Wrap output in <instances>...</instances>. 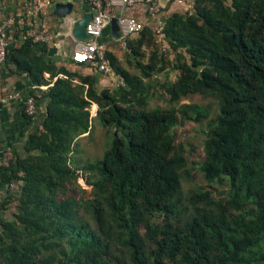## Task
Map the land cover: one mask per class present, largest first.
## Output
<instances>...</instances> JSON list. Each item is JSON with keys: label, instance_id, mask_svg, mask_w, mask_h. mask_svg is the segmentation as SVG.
<instances>
[{"label": "trees", "instance_id": "trees-1", "mask_svg": "<svg viewBox=\"0 0 264 264\" xmlns=\"http://www.w3.org/2000/svg\"><path fill=\"white\" fill-rule=\"evenodd\" d=\"M163 36L171 60L154 31L128 37L137 73L103 49L115 88L99 86L97 68L82 75L30 56L38 73L65 78L38 90L45 111L27 115L36 128L0 167V264H264V0H198L191 15L167 18ZM195 95L214 111L181 103ZM157 96L163 106L150 104ZM202 121L207 188L185 205L172 130ZM95 128L102 156L83 161L77 143L100 146Z\"/></svg>", "mask_w": 264, "mask_h": 264}, {"label": "crops", "instance_id": "crops-1", "mask_svg": "<svg viewBox=\"0 0 264 264\" xmlns=\"http://www.w3.org/2000/svg\"><path fill=\"white\" fill-rule=\"evenodd\" d=\"M51 6L40 13L36 22L49 29L53 36V42L50 45L36 44L28 51L29 56L19 53H11L10 50L20 49L25 42L20 40L19 32L9 33V49L4 63L0 65V98L8 95H14V99H9L5 103H0V161L6 150L13 148L19 153H23L24 143L27 136L36 128L39 118L29 119L23 109V102L31 93L36 94L38 90H46L51 87L57 79L65 78L64 75L57 73H48L46 71L38 73L37 65L33 64L30 56L41 55L42 58L52 63L56 68H65L68 72H75L82 75L92 74L94 70L88 68V65L77 66L71 61V54L74 47L78 44L70 37V24L62 23V20L54 15V4L72 3L76 12V18L83 13L92 12L90 0H50ZM27 0H0V12L2 17L17 16L21 14L22 7ZM230 4L231 0H226ZM159 12L156 16H150L147 12V5L137 0L133 4L126 6L123 10L125 16L136 19L141 22L144 28L154 31L158 22L165 23L167 18L174 13H186L188 7L179 4L177 0H159ZM70 22L72 19H69ZM98 45L107 52L114 55L122 68L128 69L125 57V51L122 50L117 40L111 36L110 24L103 30L100 38L97 39ZM45 46V50H42ZM50 48H55L56 58L53 59L47 55ZM98 84L101 88H115L121 85L120 79L112 72L110 75L97 71L95 73ZM78 82V81H75ZM35 87V88H33ZM46 102H41L37 107V115L45 111ZM97 106L92 104L90 107V116H95Z\"/></svg>", "mask_w": 264, "mask_h": 264}, {"label": "built area", "instance_id": "built-area-1", "mask_svg": "<svg viewBox=\"0 0 264 264\" xmlns=\"http://www.w3.org/2000/svg\"><path fill=\"white\" fill-rule=\"evenodd\" d=\"M137 0H90L92 9V18L86 24L85 33L88 40L78 43L71 54V61L76 64H86L97 68L105 74L110 75L112 70L105 58L104 50L98 45L97 39L100 38L103 30L115 18L119 27V38L117 43L119 47L127 50V39L129 36L142 31L143 24L134 18L125 16L123 10ZM147 5V12L150 16H156L159 12V0H141ZM198 0H177L179 4L188 7V14L193 13V8ZM51 6L50 0H27L22 7L20 15L2 17L0 12V65L4 63L10 46L9 33L19 32L22 42H32L36 44L50 45L53 42V36L48 28L40 26L35 18ZM164 24L158 22L154 32L161 51L166 53V44L163 36ZM35 88V87H33ZM40 93L36 92L35 96H29L23 102V109L26 115L32 117L37 113L36 98ZM14 95H8L0 98V103H5L9 99H14ZM11 149L4 152L0 161V167L7 166L12 159ZM11 189H17L16 184H11Z\"/></svg>", "mask_w": 264, "mask_h": 264}, {"label": "rangeland", "instance_id": "rangeland-1", "mask_svg": "<svg viewBox=\"0 0 264 264\" xmlns=\"http://www.w3.org/2000/svg\"><path fill=\"white\" fill-rule=\"evenodd\" d=\"M146 57L148 56L149 49H145ZM166 56L171 60L173 55L171 52L166 51ZM132 73H137V71L133 68H129ZM171 73V72H169ZM173 74V75H172ZM174 71L170 74L171 79H174ZM196 103L199 106L209 107L213 112L216 108L215 102L211 98H204L202 96H192L190 99H186L181 103ZM152 106L154 105H164L162 99L158 96L153 98L150 103ZM207 124L206 121H202L200 124H195L193 122H188L184 126L177 125L173 128L172 133L174 135V142L176 147H182V155L185 158V166H184V175L182 177V186H181V202L182 204L187 205V199L191 193L197 192L199 190H203L207 188V184L203 180L202 172L200 169V163L204 160L205 154V142L207 135ZM101 132L98 131L97 128L93 131V137L98 140L100 146L97 148L93 147V144L89 143L87 139L80 140L77 144L79 147L83 149V153L81 154V160L83 161H91L94 162L97 159H100L102 156L101 153ZM87 148L88 152H85ZM78 184L82 192H85L87 195L90 192V185L86 183V180L82 177L79 178ZM213 192L219 196V194L223 193V188L219 186H213ZM158 222V220H157ZM143 232V231H141Z\"/></svg>", "mask_w": 264, "mask_h": 264}, {"label": "water", "instance_id": "water-1", "mask_svg": "<svg viewBox=\"0 0 264 264\" xmlns=\"http://www.w3.org/2000/svg\"><path fill=\"white\" fill-rule=\"evenodd\" d=\"M54 15L58 16L63 24H70V37L74 42L81 43L88 40V35L85 33V27L92 18L91 12L83 13L80 17L76 18V12L72 3H61L58 1L54 4ZM69 19H72L71 22ZM110 30L112 38L117 40L119 38V27L115 18L110 21ZM55 54V48H50L47 52L49 57L59 60L60 58H56Z\"/></svg>", "mask_w": 264, "mask_h": 264}]
</instances>
